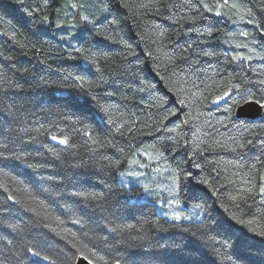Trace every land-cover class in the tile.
Instances as JSON below:
<instances>
[{"label": "trees", "instance_id": "1", "mask_svg": "<svg viewBox=\"0 0 264 264\" xmlns=\"http://www.w3.org/2000/svg\"><path fill=\"white\" fill-rule=\"evenodd\" d=\"M245 101L264 0H0V264H264Z\"/></svg>", "mask_w": 264, "mask_h": 264}, {"label": "water", "instance_id": "2", "mask_svg": "<svg viewBox=\"0 0 264 264\" xmlns=\"http://www.w3.org/2000/svg\"><path fill=\"white\" fill-rule=\"evenodd\" d=\"M226 101V98L220 101H217L215 103L216 106H221ZM236 118L237 119H247L254 122L259 121L264 116V108H260L258 104L255 103V101H252V103H244L243 105L239 106L236 109ZM40 262L43 264H48V261H45L43 259H39ZM76 264H91L84 258H79Z\"/></svg>", "mask_w": 264, "mask_h": 264}, {"label": "snow or ice", "instance_id": "3", "mask_svg": "<svg viewBox=\"0 0 264 264\" xmlns=\"http://www.w3.org/2000/svg\"><path fill=\"white\" fill-rule=\"evenodd\" d=\"M225 2H227V0H225ZM245 103H252V101H245ZM255 103L258 104L260 108H264V103L260 101H255ZM61 143H64V141H61Z\"/></svg>", "mask_w": 264, "mask_h": 264}, {"label": "bare ground", "instance_id": "4", "mask_svg": "<svg viewBox=\"0 0 264 264\" xmlns=\"http://www.w3.org/2000/svg\"><path fill=\"white\" fill-rule=\"evenodd\" d=\"M79 258H83V257H79ZM79 258H78V259H79ZM78 259H77V261H78ZM77 261H76V262H77Z\"/></svg>", "mask_w": 264, "mask_h": 264}]
</instances>
